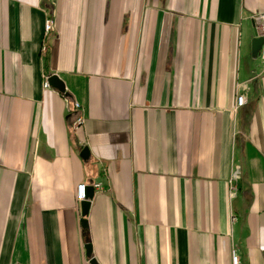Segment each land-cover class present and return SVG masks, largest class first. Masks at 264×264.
Instances as JSON below:
<instances>
[{
  "label": "crops",
  "instance_id": "obj_1",
  "mask_svg": "<svg viewBox=\"0 0 264 264\" xmlns=\"http://www.w3.org/2000/svg\"><path fill=\"white\" fill-rule=\"evenodd\" d=\"M263 13L0 0V264H89L87 244L100 264H232L233 248L264 264ZM52 75L65 94L44 87ZM95 183L83 230L76 189Z\"/></svg>",
  "mask_w": 264,
  "mask_h": 264
},
{
  "label": "built area",
  "instance_id": "obj_2",
  "mask_svg": "<svg viewBox=\"0 0 264 264\" xmlns=\"http://www.w3.org/2000/svg\"><path fill=\"white\" fill-rule=\"evenodd\" d=\"M256 29L258 31L259 37L264 38V13L259 15L256 18ZM51 30H52V22L50 20H47L45 23V31H46V33H49ZM257 58L259 59L262 68L264 69V43L261 47V50L258 53ZM44 87L50 88L47 78L45 79ZM247 103H248V98H247L246 94H239L237 96V98H236V107L237 108H241V107L247 105ZM73 110H75L76 113L77 112L78 113H77V116H76L72 126H73V129L78 130L84 124V118L81 114H79V112L81 111V106L78 103H74ZM239 177H240L239 169L233 170L232 175H231V181H232L233 185H235V183L238 181ZM93 188H94V190L99 191V192H101L103 190L101 183L93 184ZM236 192H237L236 186H232V190H231V197L232 198L236 196ZM75 197H76V202L79 205H81V203L86 200V185L85 184H80L77 186ZM231 263L232 264H241L238 250L235 248H233L231 251Z\"/></svg>",
  "mask_w": 264,
  "mask_h": 264
},
{
  "label": "water",
  "instance_id": "obj_3",
  "mask_svg": "<svg viewBox=\"0 0 264 264\" xmlns=\"http://www.w3.org/2000/svg\"><path fill=\"white\" fill-rule=\"evenodd\" d=\"M263 43H264V38L259 37L258 31L255 27V37L252 40V57L254 59L258 57V53L261 50ZM48 84L50 87L58 90L60 93L62 94L66 93L65 85L57 75H52L51 77H49ZM87 156H88V150L87 148H85L81 153V157L86 159ZM94 194H95V190L93 186H86V200L81 203L82 219L80 221V225L83 230H88L89 228L88 220L86 218L89 215L90 206L94 198ZM85 250H86L87 259L89 260V264H100L98 260L93 256V247L91 244H87L85 246Z\"/></svg>",
  "mask_w": 264,
  "mask_h": 264
}]
</instances>
